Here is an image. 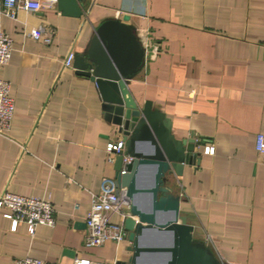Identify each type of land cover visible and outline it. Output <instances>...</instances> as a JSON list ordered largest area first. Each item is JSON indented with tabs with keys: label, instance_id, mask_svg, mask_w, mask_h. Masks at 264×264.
Here are the masks:
<instances>
[{
	"label": "crops",
	"instance_id": "1",
	"mask_svg": "<svg viewBox=\"0 0 264 264\" xmlns=\"http://www.w3.org/2000/svg\"><path fill=\"white\" fill-rule=\"evenodd\" d=\"M81 8L79 18L56 6L2 18L13 51L0 76L14 113L0 134V194L48 199L55 225H39L31 237L24 223L13 231L0 210V264L25 256L121 264L130 256L127 239L121 249L84 246L92 195L115 174L106 149L121 136L104 120L94 84L64 65L109 18L127 20L139 41L146 31L156 45L128 80L133 99L163 111L177 139L203 143L195 164L169 176L193 238L222 264H264V155L255 147L264 136V0H84ZM41 25L48 44L28 36Z\"/></svg>",
	"mask_w": 264,
	"mask_h": 264
},
{
	"label": "water",
	"instance_id": "2",
	"mask_svg": "<svg viewBox=\"0 0 264 264\" xmlns=\"http://www.w3.org/2000/svg\"><path fill=\"white\" fill-rule=\"evenodd\" d=\"M83 2L56 0V8L63 16L79 18ZM144 61L145 51L132 25L109 18L94 28L72 62L75 73L94 84L104 120L117 126L124 142L113 162L114 185L117 192L123 190L129 203L122 226L130 256L121 264H144V256L160 257V264H222L207 245L193 238V226L181 215V199L169 184L170 175L179 177L185 165L195 164L196 148L203 143L192 135L177 139L163 111L150 100L138 104L133 99L128 80ZM122 155L130 161L122 164ZM143 173L145 182L140 180ZM139 196L147 199L146 206ZM146 232L164 239L146 241Z\"/></svg>",
	"mask_w": 264,
	"mask_h": 264
},
{
	"label": "built area",
	"instance_id": "3",
	"mask_svg": "<svg viewBox=\"0 0 264 264\" xmlns=\"http://www.w3.org/2000/svg\"><path fill=\"white\" fill-rule=\"evenodd\" d=\"M56 0H1L0 7V73L3 67L9 62L13 51L12 39L3 31L2 18L7 17L15 20L19 11L27 13H37L45 8H55ZM28 36L34 40H41L43 43L50 42V32L44 26L33 28ZM151 37L146 31H143L140 43L145 51V57L148 51H156V45H151ZM74 51H70L64 58V65L67 68L72 67ZM14 113V100L10 96L9 83L0 76V134H6L11 127ZM124 142L117 139L110 143L106 149V160L109 163L114 162L115 156L123 149ZM256 151L264 155V136L258 134L255 141ZM205 153L212 154L213 147L206 146ZM122 164L128 163L130 158L122 155ZM90 209L84 218L86 235L84 246L86 248L100 247L106 242L113 243L117 249L123 248L126 241L127 232L120 224L110 221V215L117 213L121 215L122 220L129 207L128 200L123 192L114 185L113 178H103L101 187L96 194L92 195ZM0 210L5 211L11 219V229L16 230L19 223L27 225L29 235H34L35 228L39 225L53 227L55 225V214L52 203L48 199L30 197L3 192L0 194ZM13 264H44L36 257L25 256L14 260ZM72 264H115L105 261H92L85 257H75Z\"/></svg>",
	"mask_w": 264,
	"mask_h": 264
},
{
	"label": "bare ground",
	"instance_id": "4",
	"mask_svg": "<svg viewBox=\"0 0 264 264\" xmlns=\"http://www.w3.org/2000/svg\"><path fill=\"white\" fill-rule=\"evenodd\" d=\"M145 148V147H144ZM140 180L142 181V182H145L146 180H147V175H146V173H143L141 176H140ZM139 199V201H140V203H141V205L142 206H146L147 205V199L145 198V197H143V196H139L138 197ZM145 237H147V239L145 238ZM145 240L147 241H149V240H152V239H158V238H160L159 239V242H161L163 239H164V237L163 236H156V235H153V234H149V232H146V234H145ZM142 262L143 261H145V263L144 264H160V262H161V258L159 257H156V258H150V256H144V257H142Z\"/></svg>",
	"mask_w": 264,
	"mask_h": 264
}]
</instances>
